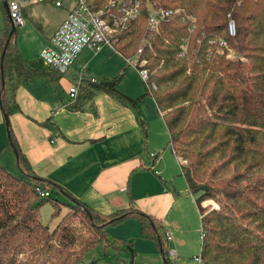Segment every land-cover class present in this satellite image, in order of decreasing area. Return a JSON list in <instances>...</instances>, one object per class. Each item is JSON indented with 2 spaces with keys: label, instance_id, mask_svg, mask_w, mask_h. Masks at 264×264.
Masks as SVG:
<instances>
[{
  "label": "trees",
  "instance_id": "trees-1",
  "mask_svg": "<svg viewBox=\"0 0 264 264\" xmlns=\"http://www.w3.org/2000/svg\"><path fill=\"white\" fill-rule=\"evenodd\" d=\"M93 2L100 7L107 0ZM139 3L136 19L118 30L115 48L124 57L130 56L145 41L141 58L149 71L148 84L154 85L146 86L145 94L153 97L162 112L175 155L187 161L180 169L201 213L203 263L264 264V0ZM148 5L179 7L194 21L178 15L151 31ZM229 18L235 22L233 36L228 33ZM16 36L17 29L11 31L6 19L0 34V106L7 117L16 108L10 105L5 88L12 73L52 80L60 74L40 60H24ZM211 39H222L225 45L210 44ZM229 49L246 61L226 57ZM120 79L121 74L88 82L71 108L91 99L97 90L136 106L142 96L133 99L121 93L117 89ZM10 142L21 176L0 164V264H78L88 249L102 241L121 249L123 240L112 236L108 228L129 217L136 218L141 232L160 244L165 264H171L150 215L135 209L102 214L65 192L68 201L52 199L50 194L40 198L36 186L49 193L52 188L62 189L33 173L12 134ZM216 158L221 162L216 163ZM229 165L236 170L227 178L223 170ZM241 165L244 169L237 171ZM206 198L216 200L219 208L203 214L199 203ZM44 199H52L53 217L60 214L61 205L69 208L53 229L38 217Z\"/></svg>",
  "mask_w": 264,
  "mask_h": 264
},
{
  "label": "crops",
  "instance_id": "crops-1",
  "mask_svg": "<svg viewBox=\"0 0 264 264\" xmlns=\"http://www.w3.org/2000/svg\"><path fill=\"white\" fill-rule=\"evenodd\" d=\"M37 4L41 3L31 2L22 6L24 24L15 29L25 26L28 15L38 21L45 18L42 13L33 10ZM71 6L72 0L63 1L60 7L54 6L63 11L61 19L44 35L33 58L21 55L24 60H40L39 50L48 43ZM6 19L9 20L7 14ZM3 28L0 27V34ZM110 50V55H117L122 62L125 61L120 53ZM80 54L76 58L77 62L82 58ZM74 63L64 73L55 75L54 80L47 76L40 77L50 84L40 81L39 86L36 83L34 85L36 76L26 79L14 73L6 79L7 98L11 99L10 105L15 104L16 108L7 117L0 106V164L6 169L17 168L16 151L10 142L12 134L33 173L62 189L61 192L52 188L50 195L57 192L60 201H68L65 192L102 214L119 209L144 212L157 225L170 263L195 264V257L201 252L198 234L201 213L187 183H180L179 176L186 182L181 174L180 158L169 143L162 112L158 110L153 97L150 95L157 115L152 117L140 112L142 101L148 95L145 90L133 97L119 89L129 66L126 64L116 74H121L117 89L133 99L142 96L136 106L120 102L110 94L97 90L91 99L83 100L72 109L77 99L60 98L56 86H70L76 80L79 91L82 87H88L90 80L78 79L74 75ZM161 128L165 130L164 135H168L167 144L178 161L179 170L176 168L175 173H171L162 162V152L166 146L158 136H161ZM151 152L161 156L156 164L150 159ZM61 211L65 212L64 209ZM108 229L110 234L129 245L122 250L126 251L123 264H165L160 244L141 232V225L136 218L129 217ZM101 245L105 246L104 243ZM170 251L174 252L173 256H170Z\"/></svg>",
  "mask_w": 264,
  "mask_h": 264
},
{
  "label": "built area",
  "instance_id": "built-area-1",
  "mask_svg": "<svg viewBox=\"0 0 264 264\" xmlns=\"http://www.w3.org/2000/svg\"><path fill=\"white\" fill-rule=\"evenodd\" d=\"M64 0H7L10 18L15 28L24 24L22 6L26 3L40 2L52 3L56 7L62 6ZM94 0H72L67 15L61 21L54 33L51 35L48 43L39 51V59L42 63L52 70L64 73L75 61L80 52L84 48L100 49L102 46H108L117 51L115 45L117 43L116 34L119 29H125L136 19L139 14L141 4L140 0H107L104 6L96 7ZM114 8V11H110ZM183 15L188 21L193 22L192 15L187 14L181 8H164L160 5H152L147 7V28L149 30H157L162 21H167L175 16ZM228 33L235 34V22L228 19ZM135 53L130 56H123L128 65L137 67L141 78L147 87L154 88L149 85V71L146 67V60L141 58V53L145 41H142ZM210 44L217 43L224 46L222 39H211ZM185 50V45L182 46ZM94 82V79H90ZM68 93L71 100H75L79 93L78 85H70ZM55 140V139H53ZM173 149V148H172ZM174 151V149H173ZM160 154L151 152L150 159L156 164L160 159ZM180 162L181 159H180ZM157 172V171H156ZM35 191L40 198L48 197L49 191L44 190L41 186H36ZM204 237V230L201 227L200 238ZM169 239L170 236L167 235ZM170 256L174 255L173 251L169 252ZM197 264H204L202 256L195 257ZM172 264H178L173 262Z\"/></svg>",
  "mask_w": 264,
  "mask_h": 264
},
{
  "label": "rangeland",
  "instance_id": "rangeland-1",
  "mask_svg": "<svg viewBox=\"0 0 264 264\" xmlns=\"http://www.w3.org/2000/svg\"><path fill=\"white\" fill-rule=\"evenodd\" d=\"M71 2V0H64V2ZM33 10L42 13L45 18L40 19L38 21L37 18L32 17L28 15V17L25 19V26L22 28L17 29V36L16 41L18 43V48L20 49L21 55L31 59L35 56V52L38 48L41 46V40L44 38V35L50 30L51 26L55 23H57L62 16L63 11L59 8L54 7L51 5V3H41L37 4L35 7H33ZM32 10V11H33ZM6 20V14L4 11V8L2 6V3L0 1V27L1 29L4 26V22ZM142 43V40L139 42L138 46ZM111 48L108 46H104L101 49H86L83 50L80 54V57H82L78 62L75 59V63L72 66V69H74V75L78 79H87L90 80L93 78L96 82H98L103 77H113L116 75L123 66H126V62L122 65V61L118 58L117 55H110ZM40 51V50H39ZM226 57L233 59V60H243L244 62L246 59L240 58V55L236 54L233 50L229 49L227 52ZM121 61V62H120ZM119 70L115 71L116 68ZM43 76H36L35 80L33 81L34 85L35 83L39 86L40 81H43L47 84H50L47 82L44 78H40ZM73 85H75L76 80L72 82ZM58 93L60 95V98H69L68 93V87L69 85H62L58 86L57 84ZM119 89L124 92L125 94L129 96H139L146 90V84L144 83L143 79L141 78L139 71L136 66L129 65L126 69L125 74L122 77V80L119 84ZM143 104H141L140 112L142 111L145 115L149 114L150 116H155L156 110L154 108V105L152 106V98L150 95H147L143 99ZM207 109V108H206ZM208 110V109H207ZM164 128L160 129V140H163L165 142L166 149L163 151V165L168 167L169 171L171 173L176 172V168L179 170L178 167V161L176 158H174L168 143V135H164ZM167 144V145H166ZM177 156L181 159V164H186V160L182 158L179 154ZM216 163L221 162V158L215 159ZM244 166H238L237 171H242ZM8 169V168H7ZM13 174L17 176H21V173L18 171L16 167H12L11 169H8ZM177 170V171H178ZM236 169L233 165H229L223 170V175L227 178L232 176V172H234ZM183 182L184 185H186V182H184V179L180 176L178 177ZM52 199H58L59 196H57V192H52L51 197ZM52 199H44L43 202L39 205L37 209L39 220L42 224L49 227V229H53L56 227L57 223L59 222L61 216L68 211L67 205H61L60 210L64 209V211H60V214L56 217L51 216L53 212L52 207ZM196 199V197H195ZM201 210L203 214L207 213L208 211L212 209H218V203L213 198H206L200 201L199 203ZM63 206V207H62ZM201 230V226L199 228ZM111 233V231H110ZM199 237H200V231H199ZM112 235V234H111ZM113 236V235H112ZM122 240V239H121ZM201 242V238H199ZM121 249H115L111 246H106L107 243L102 241L105 246H102L100 244H97L93 246L92 248L88 249L81 261L78 264H90L92 261H97V264H123V259L126 255V251H122L123 249H127L129 247L128 243L126 241H123ZM200 255V253L198 254ZM123 259V260H122ZM194 260V259H193ZM176 262V261H175ZM195 262V260H194ZM195 264H197L195 262Z\"/></svg>",
  "mask_w": 264,
  "mask_h": 264
},
{
  "label": "water",
  "instance_id": "water-1",
  "mask_svg": "<svg viewBox=\"0 0 264 264\" xmlns=\"http://www.w3.org/2000/svg\"><path fill=\"white\" fill-rule=\"evenodd\" d=\"M2 4H3V7L6 11V14H7V17L9 19V22H10V25H11V31H14L15 30V26L14 24L12 23V20L10 18V13H9V10H8V5H7V0H1ZM2 84H4V81L2 80Z\"/></svg>",
  "mask_w": 264,
  "mask_h": 264
}]
</instances>
